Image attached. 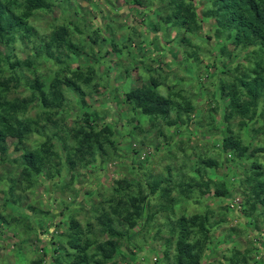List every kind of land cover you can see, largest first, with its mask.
<instances>
[{"label":"rangeland","instance_id":"obj_1","mask_svg":"<svg viewBox=\"0 0 264 264\" xmlns=\"http://www.w3.org/2000/svg\"><path fill=\"white\" fill-rule=\"evenodd\" d=\"M22 1L17 4L23 6ZM45 2L48 8L30 18L33 28L26 42L14 44L21 60L44 51L32 68L36 74L24 72L20 85L10 81L3 90L14 105L1 110L0 118L33 119L36 126L31 123L19 147L9 138L0 148V215L5 209L7 217L0 222V264L38 260L51 264L65 251L56 248L74 239L76 232L69 223L75 221L83 230L77 237L83 238L82 243H92L85 247L90 257L98 249L95 240L115 243L105 264H169L165 251L176 254L177 238L163 223L171 206L176 220L194 215L189 217L194 220V239L202 236L197 226L201 216L218 222L202 246V264H232L234 252L248 253V264H264L263 207L255 203L252 193L258 180L264 184V134L259 132L264 117L247 123L241 136L248 151L242 160L232 159L230 152H221V140L230 136L229 131L240 133L241 116L231 117L228 92L224 98L213 87V83L221 85L222 79L232 84L235 68L247 65L248 58L252 62L262 59L264 67V51L245 49L221 56V48L228 45L232 50L235 40L228 39L225 31L219 33L220 18L213 16L217 0ZM179 11L183 12L177 17ZM183 18H194L201 30L195 25L187 30ZM52 36L57 43H50ZM0 50L12 54L6 45H0ZM263 67L260 75H264ZM10 76V72L0 73V81ZM57 77L65 81L60 88ZM32 80L33 87H26ZM179 90L190 93L199 106L186 125L178 118L169 126L176 120L174 111H155L160 112V101ZM41 91L50 101L61 98L57 115L53 116L57 109H44ZM153 91L158 99L149 97ZM207 99L209 103L202 104ZM249 101L245 95L238 104ZM22 103L28 107L26 112L21 111ZM261 103L264 107V99ZM84 134H90L87 141H83ZM26 150L39 156L36 169L41 173L35 169L33 178L24 181ZM202 156L221 161V166L204 172ZM252 170L255 182L244 183ZM202 175L213 183L226 181L230 194L215 198L197 186L188 198L178 195L177 190H188ZM154 179L168 196L163 197L161 187L150 188ZM10 187L13 192L7 203ZM127 187H140L148 195V208L133 226L127 212L133 213L131 219L138 216L120 194ZM128 204L130 211L116 209ZM93 208L105 211L102 225L90 217V211L97 212ZM149 212L159 214L150 219ZM109 227L124 237L112 238ZM90 262L94 261L90 258Z\"/></svg>","mask_w":264,"mask_h":264},{"label":"trees","instance_id":"obj_2","mask_svg":"<svg viewBox=\"0 0 264 264\" xmlns=\"http://www.w3.org/2000/svg\"><path fill=\"white\" fill-rule=\"evenodd\" d=\"M36 1V2H35ZM24 0L22 1L24 3L23 6L17 4V0H0V45H6L7 49L10 50L12 53L7 54L6 52H2L0 50V73L3 72H10L11 76L8 78H4V80L0 81V112L1 110L8 108V106H13V103H8V99L6 97V93H4V87L7 84V82L14 81V83H22L21 78L23 76L24 72H33V74H36V71L32 68L38 64L39 60H37V57H41V53L38 51L35 54L28 57L26 60L19 59L15 53L14 49L16 48L17 41L26 42V38L31 34V30L33 27H31L30 24V18L39 11H44L48 8L49 5L45 2V0ZM217 12L215 15L218 18H220L221 28L219 29V33L223 35L224 31L227 33V37L230 40H235L234 42V48L232 50L229 49L228 45L221 48V56L225 52H228V56L230 57V51L236 52L239 50L240 52L244 51L245 49H253L256 53H259L260 51H264V0H217ZM21 6V7H20ZM178 10H182L179 8ZM181 12H177L176 15L181 16ZM189 12V11H187ZM222 18V19H221ZM192 20V21H190ZM189 21L182 19L181 23H187V30H192V25H195L193 27L197 28V31L201 30V23L196 21L194 18H191ZM222 20L225 22L222 23ZM197 23V24H194ZM191 26V27H190ZM223 32V33H222ZM50 43H57V40L54 36H52V40ZM200 46V45H199ZM198 46V47H199ZM198 56V54H197ZM237 56H239L237 54ZM195 58L196 55H195ZM248 64L245 65V63L238 64L237 68H235V79L232 84H226L225 80H221V85L213 83V87H217V93H223V97L225 92H228V96L230 98V115L231 117L239 115L241 116V121L239 122L240 127V133L236 134L233 131L230 132L229 137H224L221 140L222 143V153L230 152L232 159L234 160H242L245 158V153L248 151L247 146L244 145L243 138L241 136V132L243 131L244 127L249 122H256L258 116L264 117V107H261V99H264V75H260L261 72H258L263 65L260 64L262 59L259 61H251V58L247 59ZM216 65V64H215ZM218 66V65H217ZM264 68V67H263ZM60 75V74H58ZM39 79V78H37ZM55 81L57 86L60 88L64 84L63 78L60 77L56 78ZM65 79V78H64ZM216 79V78H215ZM214 79V80H215ZM226 79V78H225ZM33 80L28 81L26 83V87L32 88L33 87ZM55 85V83H54ZM191 92V91H190ZM41 97L44 103V109H47V112L49 110H53V116L57 115V111L62 108V102L61 98L58 97V99H53L50 101L48 97L45 95L43 91L40 92ZM192 93V92H191ZM245 95L249 96L250 101L246 102L243 105L238 104V101L242 99ZM157 94L153 91L149 97H152V99L157 98ZM226 97V98H227ZM151 99V98H148ZM158 99V98H157ZM210 99L204 100L203 103H209ZM260 100V101H259ZM199 102H197L192 95L185 94L183 91L179 90L176 92H173V95H171V98L166 99L163 101H160V104L158 105V109L160 112L155 111V113H164L167 112V110H172L176 114V120L171 121L169 123V126H173L179 119L183 122V125H186L187 122L190 120L191 114L197 110ZM15 105L13 108L15 111L16 108L18 109L19 106ZM27 105L24 103L21 104V111L26 112L27 111ZM144 110H146L145 107H143ZM49 114V113H48ZM230 116H227V119H229ZM33 119H26L24 121L17 120L12 122L11 120H8L6 118L1 117L0 118V148L3 146V143L7 142V140L10 138L14 141L16 147H19L29 135L31 123L34 122ZM255 123H253V126ZM34 126H36L35 122L33 123ZM228 127V126H227ZM264 134V125L261 128V131ZM84 132V131H82ZM90 136V134H84L83 135V141H87ZM114 147V145H111ZM100 149L103 146H99ZM27 151V150H26ZM101 151V150H99ZM108 152L104 150V154H107ZM253 156V154H252ZM256 155H254L255 157ZM202 166L205 168L204 172H208V168L213 166H221V161L214 160L213 158H209L206 156H202ZM94 158V157H93ZM39 160V156H36L33 151H27L24 155L23 161L25 162V169L22 174V179L24 181L30 180L33 178V173L36 169V161ZM223 163V162H222ZM36 172L38 174L41 173V170L38 168L36 169ZM253 170L251 173L246 174L247 181L244 183H247L248 181H252L254 178L252 175ZM37 174V175H38ZM139 179V178H138ZM22 180V181H23ZM156 179L153 180L155 182ZM255 182V180H253ZM14 182V181H13ZM19 181H16L18 183ZM148 182V180H147ZM152 182V181H149ZM15 183V182H14ZM21 183V182H20ZM191 185H189L190 187ZM196 186V187H195ZM197 186L199 189L204 188L206 192L213 193L215 198H225L228 196L229 193V186H227V182H220V183H213L211 179H207L205 176L202 175V177H199V180H196L194 182L193 186L188 188V190L182 189L177 190L178 195L185 198L190 197V194H195V190L197 189ZM160 184L158 182L152 183L150 186L151 189H158L160 188ZM166 188L161 187V190H165ZM12 188L10 187L9 195H8V201L11 200L12 196ZM168 193V192H167ZM166 193L163 195V197L168 196ZM254 194V201L255 203L260 204L263 209L261 210L262 215L261 217L264 218V184H261L258 180L257 185L254 186L253 192ZM121 196L124 198H127L129 200V203L132 206V209H135V214L138 217H135L134 219H131L129 217V214L133 215L132 212H127L128 215L126 216L127 220L129 221V224L131 226L136 225L137 220L139 219L140 215L143 213V209L148 208V204L145 205V201L147 200L148 195H146L140 187L137 189L133 187H127L122 188L121 190ZM173 202H177L176 198L173 199ZM162 208V207H161ZM171 208V209H170ZM168 208V211H171L168 215V219L164 221L163 225L167 226L170 229L171 236L173 238H177L176 241V254L171 255L168 251H165V260L168 261L170 264H202L201 263V256L203 254V248L202 246L206 244V240L211 239V234L213 233L212 225L217 224L218 222H212V220L209 218V216L200 217L202 221L197 225L199 228V231L201 233V238L194 239L193 238V230H194V220L191 217H194V215L188 216L186 214L182 215L180 218L176 220V210L175 207L171 206ZM94 209V208H93ZM117 210L121 211H130V205L128 204L124 208H118L116 206ZM97 212L91 213L89 212L90 217H96L97 218V225H102V221L105 217V211L100 209H94ZM248 209L245 206L244 212L247 213ZM159 213L154 215L153 212L148 213V218H152L153 216L156 218ZM59 215L62 216L61 210L59 211ZM70 215V214H69ZM190 217V219H189ZM66 218V217H65ZM7 219L5 209L3 213L1 212L0 215V222H4ZM67 219H70V216L67 217ZM65 220V219H64ZM264 220V219H263ZM106 224H109V221H106ZM257 222H255V228ZM258 225V224H257ZM69 228L75 230V237L71 241V243L63 244L61 243L60 247L56 248V251L58 250H65L64 254L62 256H56L53 258L51 264H92L90 262V258L94 261L93 264H105V260L109 259V255L113 253L115 250L114 244L115 243H107L104 245V243H99L97 240L94 242L97 243V251L94 253L91 257L90 255H87V249L86 246L89 247L92 243L91 241L87 243H82L81 240L83 238L77 237L78 233H83V230H81L80 225L78 222H72L69 223ZM110 232L109 236L112 238L114 237H124V234L121 233L119 230L114 231L109 227ZM190 236L193 238V242L190 241ZM169 244H171V241H168ZM92 246V245H91ZM196 246V247H194ZM85 251V252H84ZM107 252V254H106ZM104 253V255H103ZM246 254L240 255L237 252L233 253L231 262L232 264H248L249 256ZM104 259V260H103ZM43 260L35 261L33 264H44Z\"/></svg>","mask_w":264,"mask_h":264}]
</instances>
